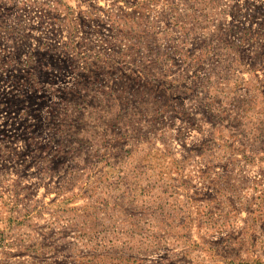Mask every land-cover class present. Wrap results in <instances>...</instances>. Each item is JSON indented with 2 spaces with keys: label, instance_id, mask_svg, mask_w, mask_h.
<instances>
[{
  "label": "rangeland",
  "instance_id": "374dc122",
  "mask_svg": "<svg viewBox=\"0 0 264 264\" xmlns=\"http://www.w3.org/2000/svg\"><path fill=\"white\" fill-rule=\"evenodd\" d=\"M0 264H264V0H0Z\"/></svg>",
  "mask_w": 264,
  "mask_h": 264
}]
</instances>
